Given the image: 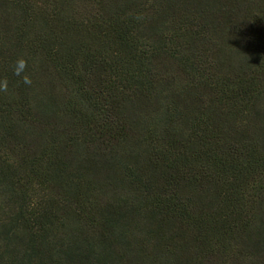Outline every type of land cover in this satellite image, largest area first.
I'll return each mask as SVG.
<instances>
[{
	"label": "trees",
	"instance_id": "1",
	"mask_svg": "<svg viewBox=\"0 0 264 264\" xmlns=\"http://www.w3.org/2000/svg\"><path fill=\"white\" fill-rule=\"evenodd\" d=\"M4 79L0 264H264V0H0Z\"/></svg>",
	"mask_w": 264,
	"mask_h": 264
},
{
	"label": "clouds",
	"instance_id": "2",
	"mask_svg": "<svg viewBox=\"0 0 264 264\" xmlns=\"http://www.w3.org/2000/svg\"><path fill=\"white\" fill-rule=\"evenodd\" d=\"M27 67V62L24 58H18L16 60L14 74L18 77H21L22 82L26 85H30L32 83L31 79L27 75H22ZM8 90V81L7 79L0 80V91L7 92Z\"/></svg>",
	"mask_w": 264,
	"mask_h": 264
}]
</instances>
